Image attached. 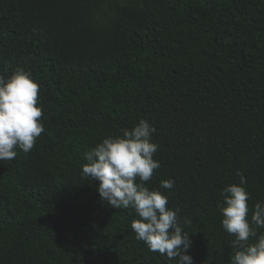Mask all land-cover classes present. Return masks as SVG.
Returning <instances> with one entry per match:
<instances>
[{"label":"trees","instance_id":"16d2710c","mask_svg":"<svg viewBox=\"0 0 264 264\" xmlns=\"http://www.w3.org/2000/svg\"><path fill=\"white\" fill-rule=\"evenodd\" d=\"M17 68L45 131L0 161V264H175L82 176L141 119L160 163L145 186L179 210L193 264H230L221 189L244 176L249 221L264 202V0H0V77Z\"/></svg>","mask_w":264,"mask_h":264},{"label":"clouds","instance_id":"9594fccd","mask_svg":"<svg viewBox=\"0 0 264 264\" xmlns=\"http://www.w3.org/2000/svg\"><path fill=\"white\" fill-rule=\"evenodd\" d=\"M37 96L38 85L22 68L15 69L7 80L0 77V161L14 159L16 147L30 151L45 131L40 122L42 111L36 106ZM121 132L122 136L103 138L85 154L83 178L98 181L97 192L111 207L134 210L139 219L132 222V230L149 251L175 264H193L187 254L191 240L182 230L179 210L167 208V196L149 190L144 183L160 167L159 161L153 159L158 149L151 141L155 128L141 119L131 129ZM237 174L240 184L221 189L223 202L217 209L222 215L223 230L235 237L232 247L237 250L230 257V264H264V235L249 243L250 237L257 236L256 229L264 228V202L254 205L249 221L250 197L243 187L246 180ZM173 185L174 181L165 180L160 186L171 189ZM184 222L190 223L187 218Z\"/></svg>","mask_w":264,"mask_h":264}]
</instances>
